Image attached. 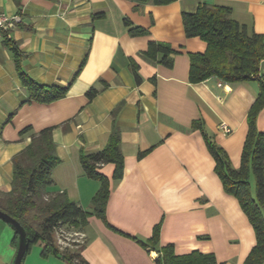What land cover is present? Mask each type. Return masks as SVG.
I'll return each instance as SVG.
<instances>
[{
	"label": "crops",
	"instance_id": "obj_1",
	"mask_svg": "<svg viewBox=\"0 0 264 264\" xmlns=\"http://www.w3.org/2000/svg\"><path fill=\"white\" fill-rule=\"evenodd\" d=\"M201 2L230 8L231 19L264 35V0H176L158 6L136 0H21L18 6L0 0L1 13L21 19L0 34V193L11 190L12 158L30 142L20 132L54 127L59 163L47 193H63L89 214L87 226L74 232L83 238L87 264H155L158 249L142 243L156 226L159 247L171 245L178 256L212 254L215 264H243L255 245L247 217L223 190L205 138L192 123L201 124L237 170L259 85L256 80L229 85L214 77L189 82V54L203 53L206 44L186 38L182 13L194 12ZM132 28L145 33L133 35ZM6 40L15 44L28 77L66 88L65 97L27 102ZM151 41L172 50L170 68L143 56ZM90 89L97 91L92 100L86 96ZM113 122L121 132L123 176L114 181L113 165L99 168L109 180V195L98 217L91 200L100 184L85 175L80 154L102 150ZM220 123L231 132L223 134ZM256 128L264 133V108ZM14 238L13 228L0 219V264H13ZM22 264L78 263L42 256L37 243Z\"/></svg>",
	"mask_w": 264,
	"mask_h": 264
},
{
	"label": "trees",
	"instance_id": "obj_2",
	"mask_svg": "<svg viewBox=\"0 0 264 264\" xmlns=\"http://www.w3.org/2000/svg\"><path fill=\"white\" fill-rule=\"evenodd\" d=\"M19 6L21 0H14ZM139 3L167 5L176 0H136ZM182 24L186 38H198L206 44L203 53L189 54V82L201 83L209 78H217L223 83L234 85L256 80L259 94L247 114V134L243 144L240 166L237 170L230 165L225 151L209 139L198 121L193 128L200 130L205 138L206 147L214 160V172L228 195L234 197L247 217L255 234V245L243 264H264V133L257 131L256 120L264 108V73H260V64L264 60V35L253 32L245 25L231 19V9L212 5L207 2L198 4L194 12L182 13ZM125 25L130 26L125 20ZM133 35L144 34L139 28L131 29ZM5 46L13 56L19 81L28 91L27 102L51 103L65 97L67 89L52 85H39L28 77L21 68L20 54L11 40ZM172 50L165 43L151 41L143 56L157 60L163 66H172ZM136 83L141 82L137 68H133ZM97 91L90 89L86 96L92 100ZM121 104L113 111L116 116ZM54 127L37 133L30 127L20 132V137L28 135L30 142L20 153L12 158L11 190L0 193V210L16 220L26 232V251L40 243L42 256H56L69 262L87 264L78 249L60 248L55 240L59 228L76 230L87 226L89 214L78 204L70 202L63 193L50 195L47 189L53 184L51 173L59 163L55 144L52 139ZM120 128L113 122L105 147L94 153L80 154V163L85 175L99 182V189L91 200L93 213L101 217L109 195V180L98 170L102 165L114 166L112 179L118 181L123 176V158L120 152ZM145 152L138 154V158ZM251 177L254 183L252 195ZM14 230V229H13ZM15 231V230H14ZM15 244L18 234L15 231ZM159 226L154 227L151 238L142 246L158 249L155 264H215L212 254L198 251L183 256L174 253L173 247L158 246ZM75 246V245H74Z\"/></svg>",
	"mask_w": 264,
	"mask_h": 264
},
{
	"label": "built area",
	"instance_id": "obj_3",
	"mask_svg": "<svg viewBox=\"0 0 264 264\" xmlns=\"http://www.w3.org/2000/svg\"><path fill=\"white\" fill-rule=\"evenodd\" d=\"M21 21L20 17L18 15H8L5 13H1L0 12V34L9 31L12 27H14L17 23H19ZM219 130L227 135L231 132L230 128L224 124V123H220L219 124ZM60 231V229H58ZM58 232L56 231V236L57 237V245L60 248L66 247V245L63 244V235H62V231H60V234H57Z\"/></svg>",
	"mask_w": 264,
	"mask_h": 264
},
{
	"label": "water",
	"instance_id": "obj_4",
	"mask_svg": "<svg viewBox=\"0 0 264 264\" xmlns=\"http://www.w3.org/2000/svg\"><path fill=\"white\" fill-rule=\"evenodd\" d=\"M0 219L9 224L18 234V245L17 251L14 258L13 264H21V261L24 257L26 251V232L24 228L9 215L5 214L0 210Z\"/></svg>",
	"mask_w": 264,
	"mask_h": 264
},
{
	"label": "rangeland",
	"instance_id": "obj_5",
	"mask_svg": "<svg viewBox=\"0 0 264 264\" xmlns=\"http://www.w3.org/2000/svg\"><path fill=\"white\" fill-rule=\"evenodd\" d=\"M252 195L254 196V183H253V178H252ZM60 231H62V235H63V244L66 245V247H72L71 249H78L77 247H79L78 245H82L83 243V238L81 236H79L78 234H75L73 231L68 230L67 227L64 228H59ZM60 231L57 230V234H60ZM57 237L56 233H55V240L57 241ZM75 245V246H74ZM81 254V251H80Z\"/></svg>",
	"mask_w": 264,
	"mask_h": 264
}]
</instances>
